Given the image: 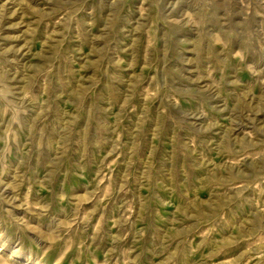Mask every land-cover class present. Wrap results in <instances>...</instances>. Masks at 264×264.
<instances>
[{"label": "rangeland", "instance_id": "374dc122", "mask_svg": "<svg viewBox=\"0 0 264 264\" xmlns=\"http://www.w3.org/2000/svg\"><path fill=\"white\" fill-rule=\"evenodd\" d=\"M0 264H264V0H0Z\"/></svg>", "mask_w": 264, "mask_h": 264}]
</instances>
